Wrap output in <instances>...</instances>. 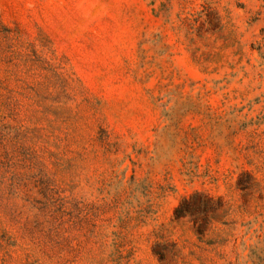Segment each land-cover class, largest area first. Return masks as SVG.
Here are the masks:
<instances>
[{
  "label": "rangeland",
  "instance_id": "rangeland-1",
  "mask_svg": "<svg viewBox=\"0 0 264 264\" xmlns=\"http://www.w3.org/2000/svg\"><path fill=\"white\" fill-rule=\"evenodd\" d=\"M0 264H264V0H0Z\"/></svg>",
  "mask_w": 264,
  "mask_h": 264
},
{
  "label": "trees",
  "instance_id": "trees-1",
  "mask_svg": "<svg viewBox=\"0 0 264 264\" xmlns=\"http://www.w3.org/2000/svg\"><path fill=\"white\" fill-rule=\"evenodd\" d=\"M190 213L188 209H185L183 207V204H180L176 209H175V214L176 216H182V215H185V214H188Z\"/></svg>",
  "mask_w": 264,
  "mask_h": 264
}]
</instances>
